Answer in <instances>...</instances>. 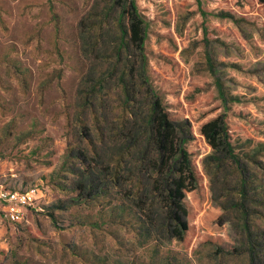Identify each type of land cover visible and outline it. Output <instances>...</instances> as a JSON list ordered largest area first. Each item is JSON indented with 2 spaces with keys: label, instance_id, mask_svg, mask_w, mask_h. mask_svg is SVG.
<instances>
[{
  "label": "rangeland",
  "instance_id": "obj_1",
  "mask_svg": "<svg viewBox=\"0 0 264 264\" xmlns=\"http://www.w3.org/2000/svg\"><path fill=\"white\" fill-rule=\"evenodd\" d=\"M135 1L148 23L153 85L171 117L190 121L194 133L187 148L201 186L187 199L191 225L182 246L168 236L160 204L151 203L145 163L127 148L129 130L117 132L127 112L115 52L118 9L111 0H0V185L36 189L19 225L0 203V264H251L250 237L264 257V152L252 151L264 141V21L257 0H202L207 10L230 9L254 21L256 30L240 24L243 37L227 20L204 21L197 0ZM99 80L104 88L89 94ZM223 104L242 128L235 142L241 166L215 152L216 162L203 171L211 150L199 125ZM83 155L114 173L95 168L96 188L81 198L73 186L88 177ZM210 199L221 206L235 255L219 254L193 225ZM243 202L250 232L235 206Z\"/></svg>",
  "mask_w": 264,
  "mask_h": 264
},
{
  "label": "trees",
  "instance_id": "obj_2",
  "mask_svg": "<svg viewBox=\"0 0 264 264\" xmlns=\"http://www.w3.org/2000/svg\"><path fill=\"white\" fill-rule=\"evenodd\" d=\"M111 1L110 5L119 11L117 23L120 38L115 52L119 63H122L124 68L120 78V88L127 111L120 119L117 132L120 135V130L124 132L129 130L127 148L129 146L133 148L136 156L145 163L144 170L150 178L151 203L152 205L160 204L163 209L162 224L168 236L182 246L191 225L187 199L189 194L197 191L201 186L192 155L187 148V144L194 139L192 125L187 119L175 120L171 117L164 95L153 85L149 74V56L145 49L148 23L139 12L136 1ZM203 3L202 0H197L204 21L208 18L227 20L238 28L242 37L245 30L240 27V24L251 26L255 30L258 29L254 21L240 15L237 11L223 8L207 10L203 7ZM257 3L262 11L261 18L264 21V0H257ZM241 4L239 2V6ZM203 29L204 39L208 42V26H204ZM123 52L128 53V56L124 57ZM102 87L104 88V81H96L90 87L89 94L96 93L99 91L97 89ZM222 100L224 102L226 98L223 96ZM86 102L89 106L91 105V112L98 120L96 106L90 95L86 97ZM103 119L106 120L105 117ZM252 129L258 130L254 124H252ZM198 132L211 150L201 161L203 171H205L208 162L213 164L216 162L217 158L213 156L215 152H224V155L231 157L238 165L240 164L239 155L235 153V142L242 138L237 137L242 132V128L238 122L233 120L232 114L227 111L224 104L214 114L208 115L201 121ZM86 136L95 147L93 135L86 133ZM101 136H103V132H101ZM240 136L242 135L240 134ZM254 146L252 151L264 152V141L257 142ZM123 162V160L118 162V166L121 167ZM81 164L85 168L83 174L88 177H83L73 186L81 198L90 196L85 193L87 189L92 191L93 188H96L92 187L93 183L90 178L93 176L95 168H101L110 176L114 173V168L102 166V163L98 164L97 161L86 155L82 156ZM239 168L243 173L245 168ZM247 182V179L242 178L239 188L243 201L247 197ZM96 186L101 187L99 184ZM155 201L157 203H154ZM235 206L238 211H241L243 217L241 220H244L246 229L250 232L246 204L243 202ZM220 208V205L213 204L210 199L208 208L197 219H194L193 225L204 234L219 254L235 255L238 253V248L232 240ZM254 241L250 237V263L264 264V257L259 255L257 251L259 249L256 248L259 244Z\"/></svg>",
  "mask_w": 264,
  "mask_h": 264
},
{
  "label": "built area",
  "instance_id": "obj_3",
  "mask_svg": "<svg viewBox=\"0 0 264 264\" xmlns=\"http://www.w3.org/2000/svg\"><path fill=\"white\" fill-rule=\"evenodd\" d=\"M36 189L17 190L0 185V203L8 220L19 225L26 216L27 208L32 207L36 198Z\"/></svg>",
  "mask_w": 264,
  "mask_h": 264
}]
</instances>
